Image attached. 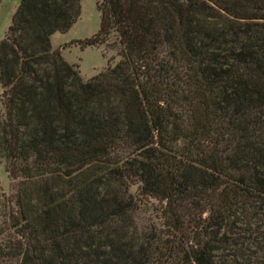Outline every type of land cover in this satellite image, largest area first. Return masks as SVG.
Masks as SVG:
<instances>
[{
  "label": "trees",
  "instance_id": "obj_1",
  "mask_svg": "<svg viewBox=\"0 0 264 264\" xmlns=\"http://www.w3.org/2000/svg\"><path fill=\"white\" fill-rule=\"evenodd\" d=\"M98 10L87 80L51 46L80 0H19L0 39V264H264V0Z\"/></svg>",
  "mask_w": 264,
  "mask_h": 264
},
{
  "label": "rangeland",
  "instance_id": "obj_2",
  "mask_svg": "<svg viewBox=\"0 0 264 264\" xmlns=\"http://www.w3.org/2000/svg\"><path fill=\"white\" fill-rule=\"evenodd\" d=\"M100 1L80 0V14L72 27L66 32H55L51 35L52 48L60 51L67 62L78 65L84 80L103 71L108 64L116 60L110 61V57H114L117 53V45L113 44L112 40L92 46L80 44V41L91 37L98 30ZM18 3L19 0H0V39L6 33ZM1 107L0 102V109ZM130 190L134 192L135 186H132ZM12 191V182L0 161V195L2 192L9 195ZM147 214L145 213L144 216Z\"/></svg>",
  "mask_w": 264,
  "mask_h": 264
}]
</instances>
